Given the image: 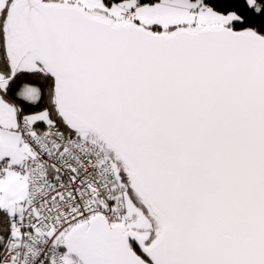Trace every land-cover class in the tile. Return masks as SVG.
I'll use <instances>...</instances> for the list:
<instances>
[{"label":"snow or ice","instance_id":"6c2138e0","mask_svg":"<svg viewBox=\"0 0 264 264\" xmlns=\"http://www.w3.org/2000/svg\"><path fill=\"white\" fill-rule=\"evenodd\" d=\"M0 264H264V0H0Z\"/></svg>","mask_w":264,"mask_h":264}]
</instances>
